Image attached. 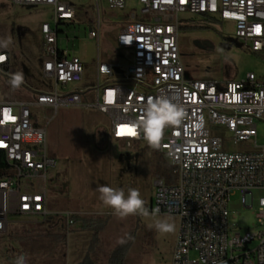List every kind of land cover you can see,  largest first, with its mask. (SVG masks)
<instances>
[{"label": "built area", "instance_id": "obj_1", "mask_svg": "<svg viewBox=\"0 0 264 264\" xmlns=\"http://www.w3.org/2000/svg\"><path fill=\"white\" fill-rule=\"evenodd\" d=\"M9 1L50 11L51 23L39 27L40 71L53 86L34 91L25 101L0 99V152L8 167L0 178V233L11 216L47 222L55 214L48 207L49 189L64 188L57 162L47 153L39 112L95 108L108 117L110 137L130 147L145 141L128 135L126 129L142 119L150 100L162 97L183 112L179 124L163 129L155 148L175 174L173 184L154 182L151 202L156 214L178 219L170 264H264V197L252 212L256 224L244 233L230 221L235 215L228 211L235 191L245 209L252 208L253 190L264 191V79L253 74L225 84L189 79L178 45L179 15L188 13L201 20L231 22L235 40L254 53L264 50V0H137L139 12L127 15L115 39L119 49L129 52L131 62L114 78L118 67L97 59L91 100L86 89L67 90L83 81L84 66L59 47L62 25L74 23L75 4L83 0ZM110 4L121 9L125 0ZM98 26L96 32L89 30V39L98 37ZM0 57L1 96L3 83L9 86L12 75L7 44L0 47ZM259 126L261 145L256 143ZM213 129H222L233 145L250 143L252 148L231 152ZM61 215L69 227L77 214Z\"/></svg>", "mask_w": 264, "mask_h": 264}, {"label": "rangeland", "instance_id": "obj_2", "mask_svg": "<svg viewBox=\"0 0 264 264\" xmlns=\"http://www.w3.org/2000/svg\"><path fill=\"white\" fill-rule=\"evenodd\" d=\"M137 0H125L118 9L110 0H83L75 4L76 18L69 26L62 25L59 34L60 48L80 59L84 66V79L67 90L86 89L92 99L97 85L95 74L97 59L116 65L119 77L122 67L131 62L129 52L115 44L117 33L127 21V15L138 13ZM179 59L185 76L192 80L229 83L243 80L248 74L264 79V52L254 53L235 40L231 22L203 21L197 15H179ZM51 23L48 9L14 6L9 0H0V40L7 41L11 56V74L22 72L23 83L12 88L3 83L0 99L25 101L34 91H49L52 83L43 78L41 65L39 27ZM99 23V24H98ZM99 25V26H98ZM98 37L88 38L89 30ZM69 43L66 44V38ZM104 77L100 79L101 82ZM38 124L44 126L47 153L62 170V191L49 189L48 207L52 213L48 222L36 218L11 216L5 231L0 233V264H14L23 255L25 264H78L89 255L92 232L81 230L79 217L109 218V227L98 233L97 243L92 244L90 258L95 264H108L113 250L130 236V246L125 264H170L174 238L178 226L175 216L156 214L151 209L154 182L161 180L171 167L166 158L145 142L126 147L109 135L108 117L95 108H63L39 112ZM231 152L248 151L250 143L233 145L222 129H213ZM257 145L262 143V127H258ZM172 168V167H171ZM170 170L167 174L175 176ZM101 185L129 188L140 191L150 216L129 215L118 217L104 207L99 199ZM253 205L245 209L240 194L235 191L229 200L228 211L234 214L230 221L244 233L253 228L258 200L263 190H253ZM63 212L81 213L72 226L65 225ZM168 219L175 225L171 233H162L153 226L154 219ZM75 239L76 252L72 248ZM86 253V254H85Z\"/></svg>", "mask_w": 264, "mask_h": 264}, {"label": "clouds", "instance_id": "obj_3", "mask_svg": "<svg viewBox=\"0 0 264 264\" xmlns=\"http://www.w3.org/2000/svg\"><path fill=\"white\" fill-rule=\"evenodd\" d=\"M6 44L7 41L0 44V47L6 46ZM23 80V73L17 72L11 75L8 83L15 89L21 86ZM182 118L183 112L176 105L162 97L154 98L145 105L142 119L135 123V136L142 138L147 145L156 148L159 145L163 129L179 124ZM126 131L128 135L132 136L131 130ZM98 192L103 206L118 217L123 218L129 215L147 217L151 215L145 207V201L142 199L140 191L136 188H129L125 192L123 188L101 185ZM152 226L162 233H171L175 230L174 223L168 219H154ZM14 264H25L24 256L16 257Z\"/></svg>", "mask_w": 264, "mask_h": 264}, {"label": "trees", "instance_id": "obj_4", "mask_svg": "<svg viewBox=\"0 0 264 264\" xmlns=\"http://www.w3.org/2000/svg\"><path fill=\"white\" fill-rule=\"evenodd\" d=\"M203 21L217 22L214 20H203ZM260 52H264V50L255 53H260ZM167 169L168 170L165 172L166 174L160 175V177L162 178L161 180H163L165 184L168 185L173 184L175 182V176H170L169 174H167L168 172H170V170H172V168L168 167ZM7 173H8V167L5 163L4 155L0 152V178L5 176ZM77 217L79 216L76 215L73 217V222L75 221L74 219H76ZM108 219L109 218L107 217H103L100 219L91 218V217L89 218L79 217V219H77L81 223V230L91 231L93 235L91 239V246L89 248V255H86L85 258L78 264H95L93 259L90 258V252L92 251V247H93L92 244L97 243L98 233L105 228ZM129 246H130V236L128 234L125 236L123 242H121L113 250V252L111 253L108 259V264H125V258L129 250Z\"/></svg>", "mask_w": 264, "mask_h": 264}, {"label": "crops", "instance_id": "obj_5", "mask_svg": "<svg viewBox=\"0 0 264 264\" xmlns=\"http://www.w3.org/2000/svg\"><path fill=\"white\" fill-rule=\"evenodd\" d=\"M10 65H11V61H10ZM59 175H60V178H61V181H62V170H59ZM61 191H62V189H61ZM76 214H78V215H81V213H77L76 212ZM50 220V219H49ZM48 220V221H49ZM47 221V222H48ZM109 224H110V221L108 220V222H107V224H106V226H105V228L103 229V232H105L106 230H107V228L109 227ZM176 232H177V230H176ZM175 237H176V234H175ZM75 239H76V236L74 237V240H73V242H72V248L74 249V253L76 252V246H75ZM174 243H175V238H174ZM173 247H174V244H173ZM86 254V253H85Z\"/></svg>", "mask_w": 264, "mask_h": 264}, {"label": "snow or ice", "instance_id": "obj_6", "mask_svg": "<svg viewBox=\"0 0 264 264\" xmlns=\"http://www.w3.org/2000/svg\"><path fill=\"white\" fill-rule=\"evenodd\" d=\"M3 57H0V60H2ZM126 130H131V135L134 136L135 135V129L132 127H128Z\"/></svg>", "mask_w": 264, "mask_h": 264}]
</instances>
